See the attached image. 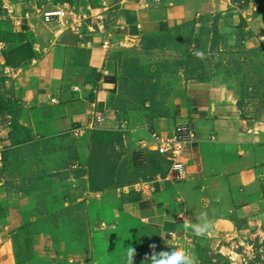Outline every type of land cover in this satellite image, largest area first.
Instances as JSON below:
<instances>
[{
    "label": "crops",
    "instance_id": "crops-1",
    "mask_svg": "<svg viewBox=\"0 0 264 264\" xmlns=\"http://www.w3.org/2000/svg\"><path fill=\"white\" fill-rule=\"evenodd\" d=\"M83 1L76 0L73 5L64 2L80 21L74 25L69 19L61 27L57 20L47 21L42 14L62 6L60 1L0 0V76L12 81L14 96L22 107V123L33 136L75 139L79 163L67 169L70 176L53 194L66 208L82 201L92 204L93 232L108 248L119 249L122 242L132 244L131 227L124 221L127 217L136 218L141 227L157 234L158 251L182 247L195 235L191 223L202 218L214 225L207 237L264 232V109L251 115L241 107L239 75L219 72L207 81L173 76L170 113L156 117L152 130L171 133L179 124H190L196 130L197 140L187 145L188 167L183 180L169 175L168 161L164 169L167 175L161 174L163 179L145 194L125 193L121 188L93 191L87 173L77 176L72 172L79 165L89 167L93 111L98 112L95 97L105 96L102 88L107 86V69L103 68L109 65L108 52L113 46L136 45L143 35L188 23L202 26L218 17L219 26L231 34L233 45L264 56V0H121L123 9L135 15L136 22L129 23L120 10L111 26L98 15L115 0H102L97 7L83 5ZM92 17L97 20L83 19ZM14 33L28 35L36 53L19 66L6 60V53L16 47L8 39ZM7 67L13 72L7 73ZM96 70L102 73L100 80ZM53 97L57 102L51 101ZM76 127L81 128V136L72 133ZM254 127L260 130L256 136L247 133ZM37 207L36 197L20 199L0 186V264H21L16 237L22 227L34 222L30 211ZM180 213L186 221L178 219ZM35 241L40 256L52 264H107L109 258L107 252L97 254V246L90 254L75 256L71 239L61 237L56 244L54 235L43 227ZM136 256L135 252L133 259Z\"/></svg>",
    "mask_w": 264,
    "mask_h": 264
},
{
    "label": "rangeland",
    "instance_id": "rangeland-1",
    "mask_svg": "<svg viewBox=\"0 0 264 264\" xmlns=\"http://www.w3.org/2000/svg\"><path fill=\"white\" fill-rule=\"evenodd\" d=\"M57 1L73 5L76 0ZM82 3L97 7L103 1L84 0ZM120 10L133 20L134 15L123 9L121 0H115L103 14L99 12V20L111 26L118 19ZM83 19L97 20L95 17ZM218 20V17H212L202 26L188 23L166 32L143 35L136 45L119 44L109 50V65L103 68L107 69V86L102 88L105 96L95 97L97 110L104 117V126L97 129L115 134L113 144L98 145L95 152L93 176L104 185L113 183L111 189H118L141 178H153L158 170L161 172L167 167L163 157L151 148L143 147L142 141L151 139L155 118L170 113L169 96L176 74L181 78L197 79L212 78L219 72L237 74L246 112L257 115L263 109L264 56L233 45L231 34L219 26ZM28 37L14 33L8 39L17 45ZM196 52H203V58H198ZM110 77L116 80L112 82ZM14 95L10 78L0 76V135L6 147L2 186L17 198L38 199V207L30 211L34 222L22 228V233L16 237L21 264H52L51 260L40 256L35 241L42 227L54 235L56 244H60L61 237L71 239V252L75 256L90 254L94 252L92 247L97 246V254L108 253L107 264L125 261L131 245L137 253L133 264L143 263L142 255L151 256V245L158 251L157 234L141 227L134 217L124 218L131 227L128 230L134 239L132 244L122 242L121 248L114 249L104 245L100 235L93 232L92 204L82 201L67 208L62 205V199L53 193L60 182L70 176L67 169L79 163L75 139L72 136H33L21 121L22 107ZM25 140L26 143H21ZM61 168L65 171L55 172ZM72 172L77 176L87 173L90 181V163L89 167L79 165ZM182 247L193 256L194 264H264L262 231L208 237L191 235Z\"/></svg>",
    "mask_w": 264,
    "mask_h": 264
},
{
    "label": "built area",
    "instance_id": "built-area-1",
    "mask_svg": "<svg viewBox=\"0 0 264 264\" xmlns=\"http://www.w3.org/2000/svg\"><path fill=\"white\" fill-rule=\"evenodd\" d=\"M44 18L47 21L57 20L61 27H64L69 19L74 21V25H77L79 20L78 15L74 9L68 4L64 3L62 6L53 9L42 11ZM7 73L13 72L10 67L6 68ZM52 102H57L55 97L51 98ZM94 124L93 129L100 128L104 122V117L101 113L93 111ZM260 130L256 127L248 129L247 133L253 136L258 135ZM72 133L76 136H81V128L76 127L72 130ZM151 139L149 141H142L143 147H149L152 150L162 155L164 159L171 163V169L169 175L176 180H183L186 176V170L188 167V161L186 159L187 145L197 140V132L190 124H179L175 130L171 133H163L158 130L151 131ZM5 144L0 135V186L3 184L1 180V170L4 168V153ZM163 179L162 175H156L150 179H143L131 185H125L121 187V190L125 193L136 192L139 194H145L150 192L152 188H155V184ZM180 221H186L184 213H180L178 216ZM73 262V259H70Z\"/></svg>",
    "mask_w": 264,
    "mask_h": 264
},
{
    "label": "trees",
    "instance_id": "trees-1",
    "mask_svg": "<svg viewBox=\"0 0 264 264\" xmlns=\"http://www.w3.org/2000/svg\"><path fill=\"white\" fill-rule=\"evenodd\" d=\"M62 2L64 3L65 1H62ZM128 22L131 23V24H134L136 22L135 15L133 16V20L132 21L128 18ZM21 35L22 36H25L24 34H21ZM27 50H29V51H27ZM35 56H36V53L34 51L33 44H32L31 41H28L27 40V41L19 42L14 49L8 51L6 53V60H7V63L9 65L19 66L23 62L28 61V60H31ZM95 73L97 74V80H100L102 78V73L101 72H98L97 70L95 71ZM228 75H231V74H228ZM235 75H237V74H235ZM188 78H192V77H188ZM105 79L107 80L106 77H105ZM108 79L111 80L112 82H114L116 80L114 77H110ZM192 79H196V80H199V81H207L208 79H211V78H208V79L192 78ZM241 94H242V92H241ZM242 100H243V96H242ZM242 100L240 102L241 107H243ZM263 109H264V107H263ZM114 137H115V134L112 131H109V130H106V129H96V130H94L92 132V135H91V146H90V150H91V160H90L91 172H90L89 175H90V187H91V189L93 191H103V190L111 189L113 187V185H114L113 183H110L108 185H104V183L102 181L98 180L95 176H93V171L95 169L94 168L95 167V165H94V159H95L96 149L101 144L110 146L111 144L114 143ZM24 142L26 143L27 141L26 140L25 141H21V143H24ZM5 151H6V149H5ZM164 160L167 161L166 159H164ZM4 161H5V153H4ZM164 169L165 168H163L161 170V172H159V170H158L153 175V177H155L158 174H160V175L162 174V175H165L166 176L167 175V171L164 170ZM142 179L143 178H141L140 180H142ZM132 194H135V193L132 192ZM24 227H22V228H24ZM40 231H41V228H40Z\"/></svg>",
    "mask_w": 264,
    "mask_h": 264
},
{
    "label": "clouds",
    "instance_id": "clouds-1",
    "mask_svg": "<svg viewBox=\"0 0 264 264\" xmlns=\"http://www.w3.org/2000/svg\"><path fill=\"white\" fill-rule=\"evenodd\" d=\"M198 58H203V52H196ZM213 222L207 218H202L199 222L191 223L190 230L197 236L207 235L213 229ZM153 251L151 256L146 255L143 264H194L193 256L183 248L178 246H169L160 251H156L155 245L150 246ZM135 249L130 248L126 252L125 264H133Z\"/></svg>",
    "mask_w": 264,
    "mask_h": 264
}]
</instances>
